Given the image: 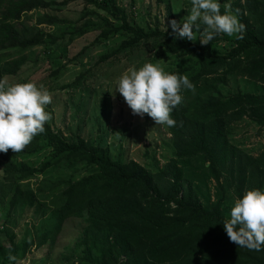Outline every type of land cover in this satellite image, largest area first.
I'll return each instance as SVG.
<instances>
[{
    "label": "trees",
    "instance_id": "16d2710c",
    "mask_svg": "<svg viewBox=\"0 0 264 264\" xmlns=\"http://www.w3.org/2000/svg\"><path fill=\"white\" fill-rule=\"evenodd\" d=\"M64 6L57 0H0V78L6 85L28 82L43 68L39 58L29 61L26 55L36 47L50 61L49 77L58 80L67 70L62 60L69 46L97 32L70 60L84 71L61 89L80 87L93 76L87 52L121 34L127 38L112 51L105 47L101 63L128 58L153 42L152 49L160 51L150 63L171 62L174 68L167 72L185 75L194 89L182 90L181 103L170 113L176 122L166 125L173 155L156 172L135 160L114 161L108 148L80 134L65 135L54 128L51 114L44 131L23 150L0 153V220H6L0 228V264H13L9 254L20 263L33 248L52 246L70 219L85 223L71 256H65L71 264H264V246L259 252L238 247L222 227L245 191L264 190V147L255 157L230 142L239 123L264 130V0L231 4L243 32L235 38L221 33L203 46L169 35V21L176 20L169 11L150 26L139 25L118 0H82L73 22L48 12ZM190 6L184 0L186 11ZM32 12L37 13L28 17ZM236 78L261 92H230L229 80ZM41 156L39 166L25 161ZM29 214L40 216L38 224L25 223ZM14 216L24 223L20 238L8 226Z\"/></svg>",
    "mask_w": 264,
    "mask_h": 264
},
{
    "label": "rangeland",
    "instance_id": "374dc122",
    "mask_svg": "<svg viewBox=\"0 0 264 264\" xmlns=\"http://www.w3.org/2000/svg\"><path fill=\"white\" fill-rule=\"evenodd\" d=\"M66 2L60 12L48 11L58 15L60 18L76 21L80 17L82 10V0H57ZM119 4L127 8L139 25L154 23L155 17L164 19L167 11L172 13L177 22L186 15L184 0H118ZM134 1V2H132ZM237 0H220V5L231 6ZM244 0H241V3ZM45 12V11H42ZM37 12L28 14V17L35 16ZM31 25L32 21L24 19ZM164 21V20H163ZM47 32L48 28L43 27ZM98 33L93 32L82 39L76 40L68 48V58H64L62 63L67 66V70L58 79H51V64L48 58L43 55L44 49L36 47L27 51L26 55L30 60L39 58L43 62V68L31 75L28 82H33L37 86L43 85L51 95V102L45 107V111L53 117L54 128L61 129L65 135L79 133L90 142L108 148L112 160L129 161L135 160L156 172L163 167L172 157L171 137L166 129V125H156L150 118L132 115L119 93H115V81L129 67L139 68L145 62H149L159 49H152L154 43L150 42L128 58L120 56L100 62V56L115 49L127 37L123 34L115 36L106 44L96 45L87 52V60L90 67H93L94 75L88 77L86 82L80 87L61 89L64 85H70L76 77L84 71V67L79 61L71 62L83 47L93 43ZM237 34L232 35L234 38ZM233 41V39L231 40ZM231 42H225L228 46ZM106 47V48H105ZM60 52L52 54L58 56ZM12 55V54H11ZM19 55V54H18ZM27 65H33L28 63ZM165 71L174 68L171 62L166 61L160 65ZM32 71V70H30ZM30 73V72H29ZM17 80L18 78H14ZM11 80V79H10ZM9 80V81H10ZM230 92L245 91L250 93H260L261 87L254 83L239 79H230ZM115 93V94H114ZM234 134L230 142L242 148L248 154L258 156L264 147V130L258 129L252 123L244 122L234 125ZM80 128V130H78ZM45 157H30L25 161L31 166H39L44 162ZM1 174V168H0ZM58 176V172L54 173ZM41 179V178H40ZM40 181V180H39ZM35 187L38 182L33 181ZM40 216L29 214L25 218V223L38 224ZM6 220L1 218L0 228ZM8 226L12 227L17 237L23 236L24 223L18 221L17 217L8 220ZM85 223L80 219H70L64 225L59 235L56 236L54 244L50 243L40 249H32L26 258L18 264H71L65 256H71V250L76 241L82 235ZM3 235V234H2Z\"/></svg>",
    "mask_w": 264,
    "mask_h": 264
},
{
    "label": "clouds",
    "instance_id": "9594fccd",
    "mask_svg": "<svg viewBox=\"0 0 264 264\" xmlns=\"http://www.w3.org/2000/svg\"><path fill=\"white\" fill-rule=\"evenodd\" d=\"M190 5L179 22L169 21V35L175 39L199 40L203 46L221 33L232 36L244 30L238 10L230 12V6L224 4L221 13L220 0H190ZM200 25L204 27L201 29ZM196 32H199L198 38L194 36ZM184 89H194L185 75L169 73L159 64L149 62L139 68L129 67L115 81V93L123 98L132 115L143 118L146 114L156 125L170 127L176 123L170 113L181 103ZM50 102L51 95L43 85L37 86L33 82L6 85L0 78V153L9 149L18 153L44 131V124L50 119L45 107ZM229 216L222 224L229 242L261 251L264 246V190L245 191L234 201ZM7 258L18 264L15 256L9 254Z\"/></svg>",
    "mask_w": 264,
    "mask_h": 264
}]
</instances>
